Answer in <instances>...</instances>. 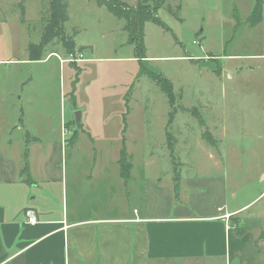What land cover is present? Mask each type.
I'll return each mask as SVG.
<instances>
[{"label": "rangeland", "instance_id": "374dc122", "mask_svg": "<svg viewBox=\"0 0 264 264\" xmlns=\"http://www.w3.org/2000/svg\"><path fill=\"white\" fill-rule=\"evenodd\" d=\"M50 2L0 0V103L5 104L0 121L13 130L26 120L59 122L65 115L78 130L81 152L97 157L96 168L124 145L154 185L170 190L175 206L199 214V201L206 198L212 205L224 194L229 208L244 206L232 217L246 228V237L264 236V0L262 22L255 27L245 22L253 0H167L157 16L168 29L144 23L143 59L127 42L124 20L106 6L65 0L64 33L43 47L41 57L49 52L64 57L61 41L70 36L85 61L22 62L51 18ZM144 68L171 83L173 103L140 74ZM18 95L23 99L17 101ZM177 170L182 178L176 192L171 177ZM235 246L233 255L241 250ZM243 250L250 253L251 246ZM237 257L231 264L240 263Z\"/></svg>", "mask_w": 264, "mask_h": 264}, {"label": "crops", "instance_id": "0c3cea01", "mask_svg": "<svg viewBox=\"0 0 264 264\" xmlns=\"http://www.w3.org/2000/svg\"><path fill=\"white\" fill-rule=\"evenodd\" d=\"M52 57L67 64L52 52L21 61ZM65 118L26 120L13 130L0 121V264H231L234 256L239 264H264V236L247 238L246 231L237 238L229 225V217L244 206L229 208L222 194L212 205L206 198L199 201V214L177 207L170 190L154 185L133 155L130 179L121 177V147L96 168L97 157L81 152L73 119ZM181 178L179 171L178 184ZM28 207L37 223L26 222ZM233 244L241 248L238 254L230 253ZM244 245L251 246L250 253Z\"/></svg>", "mask_w": 264, "mask_h": 264}, {"label": "trees", "instance_id": "16d2710c", "mask_svg": "<svg viewBox=\"0 0 264 264\" xmlns=\"http://www.w3.org/2000/svg\"><path fill=\"white\" fill-rule=\"evenodd\" d=\"M96 3L99 5H104L107 9L114 14L117 18L124 20V25L122 29L126 32L128 36L127 42L132 43L134 45L135 56L138 59H143L146 57L145 54V46H144V35H143V27L146 21H151L157 25L168 29L163 21L157 16V10L159 7L164 5L167 0H138L134 4L125 3L122 0H95ZM22 2V1H21ZM254 5L250 9L248 15L246 16L245 22L248 23L250 26H256L259 24L263 17H262V0H253ZM20 8H22V16L24 8L22 3H19ZM50 6L52 7V14L51 18H49L46 22L47 25L44 27V31H42L41 39L38 44H29L28 45V53L30 59H39L42 55L41 51L43 47L53 40L55 37H61V34L64 33V21L67 18L66 15V7H65V0H51ZM62 47L69 52V50H73L75 48V42L72 37H68V40H64L62 38L61 41ZM75 63V62H71ZM151 79L154 80L159 87L168 95V100L170 103H173L174 94L172 92V85L171 83L162 77L159 73H155L154 71L145 69L140 71L144 73ZM174 111L169 113L168 122L169 124L173 118ZM27 134V133H26ZM205 138H208L209 141H212L211 136L209 133H204ZM166 139L168 140V148L169 154L174 157L173 154V140L172 135L169 132H166ZM27 151L24 153V158L26 159L25 165L22 168L23 174H29L27 170ZM132 155L127 154L125 150V146L122 145L121 150L119 152V169L121 172V177L124 180H128L131 177L132 172ZM174 181H175V190L179 188L178 179H179V172L178 170L174 173ZM233 216V215H232ZM229 217V222L232 223L231 226L234 228L235 233L238 236L245 234L247 231L245 227L236 226L234 217Z\"/></svg>", "mask_w": 264, "mask_h": 264}, {"label": "built area", "instance_id": "2783aa9c", "mask_svg": "<svg viewBox=\"0 0 264 264\" xmlns=\"http://www.w3.org/2000/svg\"><path fill=\"white\" fill-rule=\"evenodd\" d=\"M55 55L57 56V58L59 59V61L61 63H69V62H80L84 60V52H82L81 50L74 48L73 50H69V52H66L65 56L62 57L59 54L55 53ZM62 136L64 138V136L66 135V128L64 126H62ZM24 218H26V222L28 223H37L38 222V218L37 215L35 213V211L28 207L27 209L24 210Z\"/></svg>", "mask_w": 264, "mask_h": 264}, {"label": "water", "instance_id": "95a60500", "mask_svg": "<svg viewBox=\"0 0 264 264\" xmlns=\"http://www.w3.org/2000/svg\"><path fill=\"white\" fill-rule=\"evenodd\" d=\"M76 112V120L79 121L80 120V112L75 111Z\"/></svg>", "mask_w": 264, "mask_h": 264}]
</instances>
